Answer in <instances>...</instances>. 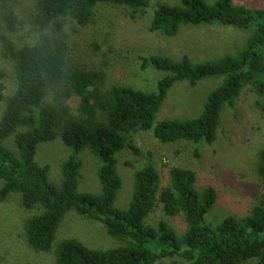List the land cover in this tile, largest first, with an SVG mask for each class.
Here are the masks:
<instances>
[{
    "label": "trees",
    "instance_id": "trees-1",
    "mask_svg": "<svg viewBox=\"0 0 264 264\" xmlns=\"http://www.w3.org/2000/svg\"><path fill=\"white\" fill-rule=\"evenodd\" d=\"M100 4L126 8L140 16L148 7L147 0H35L29 22L39 37L33 43L16 45L10 37L0 36L16 78V88L8 96L0 85V103L4 104L0 115V202L19 194L24 209H40L24 221L26 245L50 253L58 227L72 211L101 223L120 245L93 250L66 239L54 248V264H159L167 260L172 264H264V200L247 215H229L211 224L206 216L217 193L210 186L200 192L191 169L169 168L167 184L151 164L136 169L127 207H114L122 187L115 156L124 149L139 155L135 134L151 131L162 144L210 145L217 139L224 107L233 106L245 86L258 97L264 96V10L235 6L232 0H216L213 5L203 0L158 5L149 31L165 37L175 36L184 24L217 23L253 33L236 55L216 62L193 64L187 56L179 61L162 56L141 58L144 65L164 73L155 91L144 92L130 86H107L104 72L68 64L65 26L88 25ZM12 12L3 16L10 33L16 32L18 25ZM218 76L222 83L207 96L197 118L155 122L176 83L194 87L203 79ZM73 98L77 99L75 112L69 105ZM255 106L264 117V102L257 101ZM10 138L15 151L4 144ZM55 139L70 150L61 165L59 186L49 181V167L34 161L38 145ZM84 149L100 163L98 195L78 191V156ZM259 171L264 176L261 164ZM157 205L168 218L183 217L186 229L181 236L165 221L155 227L147 224Z\"/></svg>",
    "mask_w": 264,
    "mask_h": 264
},
{
    "label": "rangeland",
    "instance_id": "rangeland-1",
    "mask_svg": "<svg viewBox=\"0 0 264 264\" xmlns=\"http://www.w3.org/2000/svg\"><path fill=\"white\" fill-rule=\"evenodd\" d=\"M34 1H3L0 7V36L10 37L16 45L33 43L39 37L38 30L29 22ZM147 1L148 7L142 16L126 8L100 4L94 9L92 21L88 25H66L68 64L104 72L107 86H130L152 92L164 73L144 65L141 58L162 56L179 61L187 56L193 64L216 62L226 55H236L253 33V30L217 23L184 24L175 36L165 37L159 32L149 31L153 12L160 4L179 6L180 0ZM203 1L213 5L216 0ZM232 3L248 9L264 10V0H232ZM12 11L18 19L14 33L6 31L3 20V16ZM222 80L219 76L210 77L194 87L186 82L176 83L168 91L155 122L197 118L207 96ZM0 85L5 87V96L12 94L16 88L14 63L4 55L1 39ZM257 101L264 102V96L258 97L250 86H245L234 105L224 107L217 139L210 145L190 142L162 144L152 136L151 131L135 134L133 141L139 149V155L124 149L115 156L122 187L114 207H127L133 190L134 171L151 164L160 173L163 184L169 181L167 171L175 166L196 173V187L200 192L206 187H213L217 199L206 216L211 224L215 225L229 215H247L253 206L264 200V176L259 171L260 164L264 167V117L255 106ZM69 103L71 109L77 111V99L73 98ZM3 106L0 103V115ZM4 144L15 151L11 138ZM69 155L70 150L60 139H55L38 145L34 161L41 166L47 165L49 181L59 186L62 181L61 165ZM78 158L81 162L78 191L100 194L97 176L99 160L88 149H84ZM40 212L38 208L24 209L19 194H11L0 202V264H54V248L66 239H75L93 250H106L120 245L107 235L101 223L71 211L64 216L56 231L52 251L48 254L36 252L26 245L23 228L27 218ZM159 221L167 222L179 236L186 229L183 217L168 218L157 205L146 222L155 227ZM159 264L172 262L167 260ZM174 264L181 263L176 261Z\"/></svg>",
    "mask_w": 264,
    "mask_h": 264
}]
</instances>
